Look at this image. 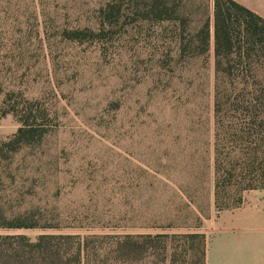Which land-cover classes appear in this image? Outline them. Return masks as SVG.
Here are the masks:
<instances>
[{
	"label": "rangeland",
	"instance_id": "1",
	"mask_svg": "<svg viewBox=\"0 0 264 264\" xmlns=\"http://www.w3.org/2000/svg\"><path fill=\"white\" fill-rule=\"evenodd\" d=\"M213 5L0 0V86L50 111L42 142L0 163V214L35 210L59 223L0 234L203 233L205 220L217 228L226 210L214 194L213 32L208 53L177 51L180 33L194 39ZM175 13L182 18L169 19ZM84 28L104 34L73 36ZM19 127L7 114L0 136ZM197 246L178 247L177 264H201Z\"/></svg>",
	"mask_w": 264,
	"mask_h": 264
},
{
	"label": "trees",
	"instance_id": "2",
	"mask_svg": "<svg viewBox=\"0 0 264 264\" xmlns=\"http://www.w3.org/2000/svg\"><path fill=\"white\" fill-rule=\"evenodd\" d=\"M166 2L164 6L167 11ZM212 19L206 18L195 38L180 33L178 54L202 55L214 35V194L220 213L239 208L245 193L264 189V17L237 0H214ZM175 13L169 19H181ZM90 28L75 30V38H96ZM0 121L13 114L20 127L0 136V163L11 161L24 147L40 144L49 131L50 111L40 99L4 91ZM59 223L31 210L0 214V227H56ZM198 242L206 264L204 233L87 234L44 233L35 240L25 234H0V264H177V250ZM182 245V246H181ZM184 249H195L194 245Z\"/></svg>",
	"mask_w": 264,
	"mask_h": 264
},
{
	"label": "crops",
	"instance_id": "3",
	"mask_svg": "<svg viewBox=\"0 0 264 264\" xmlns=\"http://www.w3.org/2000/svg\"><path fill=\"white\" fill-rule=\"evenodd\" d=\"M264 17V0H237ZM245 204L223 212L217 228L204 223L206 264H264V189L245 193Z\"/></svg>",
	"mask_w": 264,
	"mask_h": 264
}]
</instances>
